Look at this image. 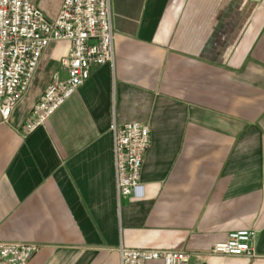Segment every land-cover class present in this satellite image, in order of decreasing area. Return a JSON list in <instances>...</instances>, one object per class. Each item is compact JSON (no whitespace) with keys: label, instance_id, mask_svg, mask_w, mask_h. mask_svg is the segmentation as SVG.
Masks as SVG:
<instances>
[{"label":"crops","instance_id":"1","mask_svg":"<svg viewBox=\"0 0 264 264\" xmlns=\"http://www.w3.org/2000/svg\"><path fill=\"white\" fill-rule=\"evenodd\" d=\"M30 1L54 18L64 0ZM112 11L113 65L24 137L68 53L56 43L0 117V242L41 245L30 264H121L122 246L264 264V0H112ZM135 122L152 132L145 194L118 200L111 126ZM237 230L258 232L255 258L210 255Z\"/></svg>","mask_w":264,"mask_h":264},{"label":"built area","instance_id":"2","mask_svg":"<svg viewBox=\"0 0 264 264\" xmlns=\"http://www.w3.org/2000/svg\"><path fill=\"white\" fill-rule=\"evenodd\" d=\"M114 14L112 0H64L58 14L49 18L30 0H0V117L7 123L14 109L31 91L51 47L70 44L31 119L22 128L27 137L46 122L89 80L92 70L114 63ZM113 158L117 198H143L142 170L152 145L149 126L135 122L112 124ZM258 232H230L210 255L255 258ZM42 246L31 242H0V260L6 264H30ZM121 264H190L184 250L121 247Z\"/></svg>","mask_w":264,"mask_h":264},{"label":"rangeland","instance_id":"3","mask_svg":"<svg viewBox=\"0 0 264 264\" xmlns=\"http://www.w3.org/2000/svg\"><path fill=\"white\" fill-rule=\"evenodd\" d=\"M47 56V55H46ZM45 59H46V57H45ZM45 59H44V61H45ZM44 61H43V64H44ZM40 72V71H39Z\"/></svg>","mask_w":264,"mask_h":264}]
</instances>
